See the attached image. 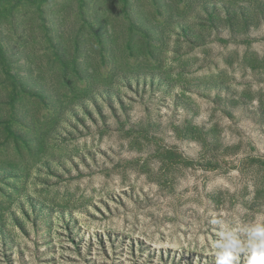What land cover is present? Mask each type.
<instances>
[{"label":"rangeland","instance_id":"rangeland-1","mask_svg":"<svg viewBox=\"0 0 264 264\" xmlns=\"http://www.w3.org/2000/svg\"><path fill=\"white\" fill-rule=\"evenodd\" d=\"M221 212L264 214V0H0V264H215Z\"/></svg>","mask_w":264,"mask_h":264},{"label":"clouds","instance_id":"clouds-1","mask_svg":"<svg viewBox=\"0 0 264 264\" xmlns=\"http://www.w3.org/2000/svg\"><path fill=\"white\" fill-rule=\"evenodd\" d=\"M209 223L216 231L215 264H236L241 256L244 264H264V214L247 223L221 212L214 214Z\"/></svg>","mask_w":264,"mask_h":264}]
</instances>
